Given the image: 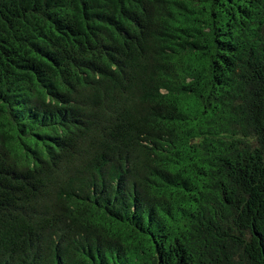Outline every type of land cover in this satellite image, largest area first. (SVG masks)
<instances>
[{
    "label": "trees",
    "instance_id": "16d2710c",
    "mask_svg": "<svg viewBox=\"0 0 264 264\" xmlns=\"http://www.w3.org/2000/svg\"><path fill=\"white\" fill-rule=\"evenodd\" d=\"M0 264H264V0H0Z\"/></svg>",
    "mask_w": 264,
    "mask_h": 264
}]
</instances>
